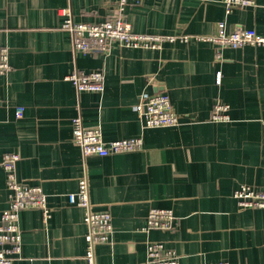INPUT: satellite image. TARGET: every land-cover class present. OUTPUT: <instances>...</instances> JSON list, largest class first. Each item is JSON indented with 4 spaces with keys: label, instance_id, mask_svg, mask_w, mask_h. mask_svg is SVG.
Segmentation results:
<instances>
[{
    "label": "crops",
    "instance_id": "obj_1",
    "mask_svg": "<svg viewBox=\"0 0 264 264\" xmlns=\"http://www.w3.org/2000/svg\"><path fill=\"white\" fill-rule=\"evenodd\" d=\"M115 8L105 0H0V47L11 65L0 75V219L9 205L1 163L11 152L21 157L19 180L41 187L51 210L46 221L38 209L20 213L13 264H86L85 213L68 200L83 177L93 210L109 211L114 228L96 246V264H147L152 243L177 264H264V209L241 210L233 196L241 185L264 187V47L224 48L216 63L217 47L199 38L214 36L220 22L228 32L263 34L264 0L229 13L223 0H141L124 12L133 32L174 41L75 53L62 11L96 25ZM98 70L101 93H78L66 80ZM159 93L169 95L180 123L145 129L135 107L142 95ZM217 102L230 106L229 122L211 120ZM77 116L105 141L139 137L143 148L83 157L73 142ZM155 208L174 213L173 230L147 228Z\"/></svg>",
    "mask_w": 264,
    "mask_h": 264
},
{
    "label": "built area",
    "instance_id": "obj_2",
    "mask_svg": "<svg viewBox=\"0 0 264 264\" xmlns=\"http://www.w3.org/2000/svg\"><path fill=\"white\" fill-rule=\"evenodd\" d=\"M116 3L113 15L105 21L91 25L78 23L72 18L70 9L63 10L66 16L62 30L70 33L75 53L98 55L108 51L111 44L130 49H156L164 41H174L177 37L153 36L135 33L125 19V9L130 4L139 5L141 0H105ZM226 11L246 7L253 0H223ZM217 47L216 63L222 58L224 48H242L244 46L264 47V33L259 34L254 29H239L228 32L224 23H217V33L211 37H199ZM182 37V40H187ZM11 71L9 50L0 47V75ZM78 93H101L105 88V73L103 70L89 73L73 72L66 77ZM217 80H221V69H217ZM135 111L143 121L145 129L174 127L179 125V115L175 112L167 93L152 96L142 95ZM230 106L221 102L214 104L212 121L226 123L231 120ZM24 109L17 111V117H23ZM73 142L79 147L83 157H108L140 151L143 140L139 137L105 141L99 128H89L80 116L72 119ZM21 157L11 152L4 155L1 163L7 179L9 200L8 208L3 211L0 219V264H13L21 253L22 233L19 226L20 213L25 210L38 209L46 221L50 216L47 196L39 186H32L19 180L17 164ZM234 198L241 210L264 209V187L241 185L235 192ZM72 206L84 210V223L87 226L85 237L87 248L84 260L86 264H96V246L108 243L113 235L112 215L109 211H94L90 200L89 183L86 177L78 182V190L68 194ZM176 216L171 210L151 209L147 217V228L150 230L171 231L175 227ZM178 257L164 249L161 244H149L147 249V264H177ZM206 264H228L216 262Z\"/></svg>",
    "mask_w": 264,
    "mask_h": 264
}]
</instances>
